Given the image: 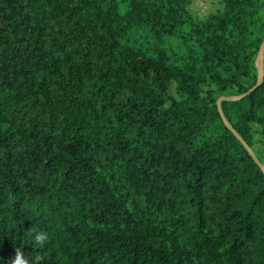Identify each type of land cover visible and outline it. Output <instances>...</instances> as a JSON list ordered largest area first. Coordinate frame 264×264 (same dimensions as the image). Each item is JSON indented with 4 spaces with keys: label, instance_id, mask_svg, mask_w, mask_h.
<instances>
[{
    "label": "trees",
    "instance_id": "1",
    "mask_svg": "<svg viewBox=\"0 0 264 264\" xmlns=\"http://www.w3.org/2000/svg\"><path fill=\"white\" fill-rule=\"evenodd\" d=\"M194 2L0 0V264H264V0Z\"/></svg>",
    "mask_w": 264,
    "mask_h": 264
},
{
    "label": "water",
    "instance_id": "2",
    "mask_svg": "<svg viewBox=\"0 0 264 264\" xmlns=\"http://www.w3.org/2000/svg\"><path fill=\"white\" fill-rule=\"evenodd\" d=\"M256 67L258 70V80H257V83L255 84V86H253L250 90H248L242 94H239V95L221 96L218 99V111H219L223 121L225 122L226 126L237 136L238 140L244 145V147L250 153V155L252 156L254 161L261 167L262 170H264V164L260 161V159L257 156V154L255 153V151L247 144V142L242 138V136L239 135L236 132V130L233 128V126L229 123V121L227 120V118L224 114L223 108H222V101H224V100H231V101L240 100V99L244 98L245 96L250 95L252 92H254L263 83V80H264V41L262 42L260 49L258 51V54H257Z\"/></svg>",
    "mask_w": 264,
    "mask_h": 264
},
{
    "label": "clouds",
    "instance_id": "3",
    "mask_svg": "<svg viewBox=\"0 0 264 264\" xmlns=\"http://www.w3.org/2000/svg\"><path fill=\"white\" fill-rule=\"evenodd\" d=\"M29 234L32 237V241L35 245L43 248L49 241L48 233L45 231H38L35 228L29 230ZM44 258L42 256H35L32 260H29L24 253V250L20 247H16L14 255L7 260V264H41Z\"/></svg>",
    "mask_w": 264,
    "mask_h": 264
},
{
    "label": "rangeland",
    "instance_id": "4",
    "mask_svg": "<svg viewBox=\"0 0 264 264\" xmlns=\"http://www.w3.org/2000/svg\"><path fill=\"white\" fill-rule=\"evenodd\" d=\"M221 7L222 5L218 2V0H195L192 8L197 16L203 17L209 11H214L216 9H220ZM262 154L264 156V148Z\"/></svg>",
    "mask_w": 264,
    "mask_h": 264
}]
</instances>
